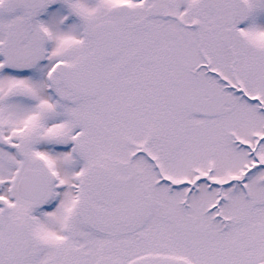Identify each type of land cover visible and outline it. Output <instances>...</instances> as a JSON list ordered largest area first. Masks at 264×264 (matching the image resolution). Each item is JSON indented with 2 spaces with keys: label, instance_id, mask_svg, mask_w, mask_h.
<instances>
[{
  "label": "snow or ice",
  "instance_id": "snow-or-ice-1",
  "mask_svg": "<svg viewBox=\"0 0 264 264\" xmlns=\"http://www.w3.org/2000/svg\"><path fill=\"white\" fill-rule=\"evenodd\" d=\"M0 264H264V0H0Z\"/></svg>",
  "mask_w": 264,
  "mask_h": 264
}]
</instances>
